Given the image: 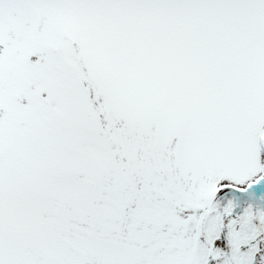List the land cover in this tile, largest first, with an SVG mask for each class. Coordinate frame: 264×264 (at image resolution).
<instances>
[{
  "label": "snow or ice",
  "instance_id": "obj_1",
  "mask_svg": "<svg viewBox=\"0 0 264 264\" xmlns=\"http://www.w3.org/2000/svg\"><path fill=\"white\" fill-rule=\"evenodd\" d=\"M0 264H264V0H0Z\"/></svg>",
  "mask_w": 264,
  "mask_h": 264
}]
</instances>
